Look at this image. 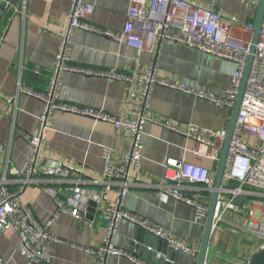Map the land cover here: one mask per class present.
Masks as SVG:
<instances>
[{
  "label": "crops",
  "instance_id": "1",
  "mask_svg": "<svg viewBox=\"0 0 264 264\" xmlns=\"http://www.w3.org/2000/svg\"><path fill=\"white\" fill-rule=\"evenodd\" d=\"M25 0H14L20 6ZM95 6L90 17L93 25L121 32L127 19L130 0H86ZM202 7L214 8L224 20L236 18L239 26L235 35L246 39L243 32L253 25L257 5L248 0H184ZM26 15L8 12L0 21V155L1 176L20 170L29 154L28 140L36 130L43 108L41 101L23 94L18 86L33 91H44L48 85L58 50V36L68 25L70 0H27ZM259 2V1H258ZM5 8L0 2V16ZM72 64L94 71H130L139 63L144 71L152 62L161 79L178 80L190 87L208 88L223 94L230 86L236 66L220 61L180 43L157 42L152 51L145 50L136 61L135 50L105 36L78 30L74 35L71 52ZM68 101L74 105L92 108L114 116L127 115L142 105L141 87L131 92L128 84L98 76L67 73L63 78ZM153 119L170 121L180 131L192 126L227 130L232 111L208 101L156 86L150 94ZM243 141L252 142L244 136ZM134 144L129 131L118 132L109 123L67 113H57L45 140V158L60 160L69 168L82 170L84 175L100 178L105 169L103 150L111 149L114 161ZM196 146L192 137L165 129L154 122H145L136 143L132 169L148 185L160 182L165 162L170 158L184 159L208 167L215 174L221 150L214 158L197 159L191 153ZM115 195H111L114 200ZM211 197V196H210ZM35 216L43 223L56 212L54 201L43 191L29 188L23 194ZM125 208L133 214L147 218L169 235L188 242L199 251L204 226L196 219L194 208L162 199L154 189L132 188L125 200ZM88 228L68 215H61L50 227L53 237L78 245L80 248L48 241L44 252L50 264H96L94 251L102 245L105 222L99 209ZM246 216L229 211L224 223L217 226L211 239L207 264H247L258 253L262 240L245 230ZM136 226L122 222L116 235V244L125 245L134 235ZM19 236L15 231L0 233V253L7 264H27L20 254ZM126 250V249H125ZM129 252V251H128ZM132 254L131 252H129ZM197 259L180 255L177 264H196ZM107 264H131L128 258L112 257Z\"/></svg>",
  "mask_w": 264,
  "mask_h": 264
},
{
  "label": "built area",
  "instance_id": "2",
  "mask_svg": "<svg viewBox=\"0 0 264 264\" xmlns=\"http://www.w3.org/2000/svg\"><path fill=\"white\" fill-rule=\"evenodd\" d=\"M258 1L248 0V4L258 5ZM0 2L9 12L26 15L27 0L20 6L14 0ZM94 11L95 6L86 0H70L68 25L58 36L56 60L46 89L38 92L21 84L18 86V95L41 101L43 108L38 126L28 140L29 154L25 165L20 170L11 171L10 176L0 174V233L15 231L18 234V250L27 264H50V258L44 252L46 242L80 248L53 237L49 231L51 225L61 215H68L83 226L94 227L95 222L88 218L90 202H94L105 222L103 243L94 251L96 264H107L112 257L128 258L131 264H147L117 246L116 235L124 221L166 241L174 252L197 259V249L185 240L164 232L151 220L128 211L125 200L132 188H151L162 199H173L194 208L196 219L205 224L214 186L212 171L197 163L170 158L165 162L160 182L148 185L139 172L132 169L134 159H137L136 143L142 125L154 122L165 129L193 137L196 146L191 153L195 158H214L224 145L227 130L192 126L184 132L170 121L153 119L150 115V94L154 87L161 86L232 111L250 55L252 25L243 29L250 35L249 39L236 36L235 31L239 26L236 18L224 20L214 8L192 5L184 0H130L121 32L93 25L90 17ZM78 30L106 36L135 50L136 61L145 50L152 51L157 42H173L220 61L233 63L236 70L230 86L223 94H217L208 88L190 87L178 80L159 78L154 62L144 71H140L138 62L127 72L77 67L72 64L71 52ZM67 73L122 81L129 85L130 92L138 85L141 87L142 105L122 116L74 105L68 101L65 93L63 78ZM57 113L109 123L118 132L129 131L134 144L122 154L120 161H114L112 150L105 148L102 176L95 178L84 175L82 170L69 168L64 162L45 158L43 154L45 136ZM244 136L251 137L253 141L244 142ZM3 151L0 143V155ZM235 184L237 186L233 188ZM29 188L43 191L54 201L56 212L50 221L41 222L32 208L24 203L22 196ZM112 194L115 195L114 200L111 199ZM239 197H245L242 204L236 203ZM229 211L246 216L245 230L263 241L259 250L264 251V22L229 150L224 185L214 219L215 228L225 222ZM0 264H7L1 253Z\"/></svg>",
  "mask_w": 264,
  "mask_h": 264
},
{
  "label": "water",
  "instance_id": "3",
  "mask_svg": "<svg viewBox=\"0 0 264 264\" xmlns=\"http://www.w3.org/2000/svg\"><path fill=\"white\" fill-rule=\"evenodd\" d=\"M8 12L9 11L5 9L3 15L0 16L1 22L5 21ZM263 22H264V0H259L255 19L253 25L251 26V29L253 31V37L250 45V55L247 59V63L244 69V74L241 80V86L235 101L234 108L232 110L230 125L227 131V137L223 145V149L219 160V165L215 174L214 186L210 197L209 211L205 221L204 234L200 245L196 264H207V257L211 250V239L215 228L214 219L216 215L218 200L224 185L229 150H230L231 142L234 137V132L237 124L238 115L241 109L242 100L246 91L250 72L253 66L256 46L261 36V29ZM236 186L237 185L235 184L232 187L234 188ZM244 200L245 197H239L236 200V203L242 204ZM97 207L98 206L96 203L90 202L89 215H88L89 219H93ZM125 249L131 252L132 253L131 255L134 258L142 260L147 264H177L181 255L177 252H174L166 241H163L155 237L154 235L146 232L145 230H143L138 226H136L132 238L128 240V242L126 243ZM248 263L264 264V251H259L258 253L254 254L251 257L250 262Z\"/></svg>",
  "mask_w": 264,
  "mask_h": 264
}]
</instances>
